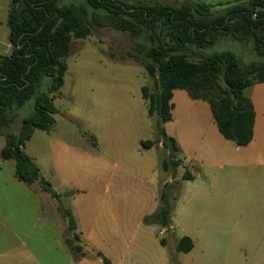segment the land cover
<instances>
[{
    "label": "rangeland",
    "instance_id": "obj_1",
    "mask_svg": "<svg viewBox=\"0 0 264 264\" xmlns=\"http://www.w3.org/2000/svg\"><path fill=\"white\" fill-rule=\"evenodd\" d=\"M70 1L79 2H66ZM147 41L145 35L133 38L109 26H96L86 38L74 39L66 59L65 84L51 95L58 108L56 123L48 131L36 130L25 152L62 195L61 202L72 212L78 223L76 232L86 247L90 244L81 232L91 225L108 187L111 194L119 190L144 194L152 186L159 187L160 193L166 183L181 181L172 223L178 224V233L183 228L196 232V248L190 253L176 250L175 255L172 230L147 227L166 239L170 264H264V163L258 162L254 150L247 158L243 155L246 149L222 136L208 102L176 90L173 120L162 128L186 144L185 150L174 155L182 162L176 178L163 169L169 151L158 143L159 117L149 115L142 93L144 86L153 92L155 85L143 63L132 56ZM222 50L233 51L242 63L262 59L251 42L221 39L205 49L207 53ZM48 86L46 81L43 91ZM245 94L263 104V94L255 96L252 87ZM32 110L33 103L22 108L6 131L18 133L22 119ZM142 140L157 143L144 149ZM4 144L0 136V153ZM14 173L15 161L0 157V264L95 260L76 258L66 245L65 239L73 234L58 210L57 199L38 182L33 186L19 182ZM187 173L195 180H182ZM122 179L128 186H122ZM116 180L119 185H112ZM158 209L159 200L153 213ZM203 213L210 218L202 219ZM198 217L212 231H203ZM127 227L137 229L134 232L140 239L136 224Z\"/></svg>",
    "mask_w": 264,
    "mask_h": 264
},
{
    "label": "trees",
    "instance_id": "obj_2",
    "mask_svg": "<svg viewBox=\"0 0 264 264\" xmlns=\"http://www.w3.org/2000/svg\"><path fill=\"white\" fill-rule=\"evenodd\" d=\"M11 0L8 15L9 55H0V136L5 138L0 157L15 161V178L28 186L39 183L57 199L58 210L72 237L66 245L78 259L109 260L91 245L81 244L72 212L61 202L50 182L25 152L36 130L48 131L56 123L58 108L51 96L65 84L74 39L86 38L96 26L112 27L136 38L142 35L147 45H139L132 56L143 63L155 88H142L150 116H158V143L169 151L163 169L176 178L181 161L175 138L162 125L173 120L174 91L183 90L193 100L208 102L222 136L239 147L254 139L256 112L245 89L264 83V0H246L216 7L192 0L172 5L158 0ZM251 42L262 59L242 63L231 50L207 53L219 40ZM48 81L47 91H43ZM33 103V110L21 121L18 133L7 132L19 111ZM157 142L141 141L144 149ZM187 173L182 180H193ZM182 182H168L159 193V209L143 219L147 226L171 231L175 202ZM166 246V239H161ZM194 245L189 237L179 240L176 250L188 253ZM87 248V250H86Z\"/></svg>",
    "mask_w": 264,
    "mask_h": 264
},
{
    "label": "crops",
    "instance_id": "obj_3",
    "mask_svg": "<svg viewBox=\"0 0 264 264\" xmlns=\"http://www.w3.org/2000/svg\"><path fill=\"white\" fill-rule=\"evenodd\" d=\"M172 5H179L183 0H158ZM194 2H201L207 5L221 8V6L233 5L246 0H192ZM11 0H0V55H9L12 51L10 43V29L8 27V15ZM217 8V9H218ZM255 91V96L263 94L264 99V83L250 86ZM175 92V91H174ZM187 94V93H186ZM188 95V94H187ZM249 97V96H248ZM174 98V97H173ZM255 106L256 120L255 133L253 141L242 149H246L243 155L248 158L251 156V151L254 150L258 162L264 163V141L261 135H264V101L263 104L257 103L256 97H250ZM173 101V100H172ZM213 133H216L213 131ZM220 140V138H219ZM179 148L185 150V142L176 139ZM222 141V140H221ZM228 141V140H227ZM230 142V141H229ZM232 143V142H231ZM234 144V143H233ZM189 145V143H188ZM228 149L231 148L227 144ZM237 146V145H236ZM239 147V146H237ZM240 149V148H238ZM242 151V150H240ZM211 156V155H209ZM118 180V179H117ZM112 182V185L118 186V181ZM195 177L193 180L194 181ZM122 181V186L127 184ZM190 181V180H188ZM114 183V184H113ZM128 186V185H127ZM147 193H120V190L113 194L111 188H107L105 197L103 198L98 212L94 215L91 225L86 232H81L85 235L86 241L95 249L102 252L109 260V264H170L171 256L165 252V246L161 244V238L153 230L143 227V219L145 216L154 212L158 207L159 187L147 188ZM138 195V196H137ZM211 197V196H210ZM209 197V198H210ZM208 198V199H209ZM207 199V200H208ZM210 218L206 213H203L202 219ZM199 222L202 219L198 217ZM76 221V220H75ZM131 223V224H130ZM77 228H78V223ZM137 225L141 232L140 239L137 240V232L132 231L127 226ZM203 231L211 230L209 223H202ZM179 226H183L179 223ZM178 224L171 227L173 232L172 243L176 251V246L180 239L189 237L193 242L192 252L196 248V237L193 231H187L184 228L180 233L176 231ZM166 231V230H162ZM161 231V234H162ZM178 237V238H177ZM188 252V253H190ZM178 255L177 251L175 255ZM82 264H104L101 259H87Z\"/></svg>",
    "mask_w": 264,
    "mask_h": 264
}]
</instances>
